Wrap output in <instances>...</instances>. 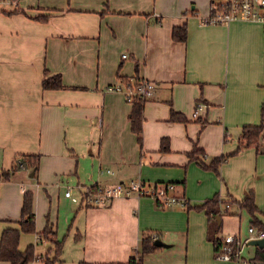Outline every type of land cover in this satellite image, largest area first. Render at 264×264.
I'll use <instances>...</instances> for the list:
<instances>
[{
  "label": "crops",
  "instance_id": "obj_1",
  "mask_svg": "<svg viewBox=\"0 0 264 264\" xmlns=\"http://www.w3.org/2000/svg\"><path fill=\"white\" fill-rule=\"evenodd\" d=\"M20 8L0 12V237L4 228L20 226L23 194L31 190L37 231L23 247L20 241L21 250L33 244L35 253L47 252L51 242L44 245L41 234L47 221L64 239L68 221L76 264L126 262L145 232H157L161 244L144 264H236L215 256L208 234L214 222L202 209L136 195L80 205L65 195L64 179H48L69 173L72 182L87 175L83 185L174 181L191 205L216 193L223 203L241 200L253 189L264 210V136L227 156L219 173L202 163L235 151L245 125L264 123V22H205L211 0H23ZM184 23L186 41L174 40L173 27ZM45 71L60 74L65 87L43 88ZM141 79L155 87L144 103L140 145L131 130L132 104L107 88ZM199 102L206 106L194 119ZM172 111L186 121L170 120ZM194 147L202 152L191 158ZM31 153L40 154L33 174L18 167L1 178L18 155ZM100 167L114 170L101 174ZM237 200L229 212L221 204L219 236L247 235L252 217ZM257 216L264 223V211ZM256 247L248 242L243 253L256 257Z\"/></svg>",
  "mask_w": 264,
  "mask_h": 264
},
{
  "label": "trees",
  "instance_id": "obj_2",
  "mask_svg": "<svg viewBox=\"0 0 264 264\" xmlns=\"http://www.w3.org/2000/svg\"><path fill=\"white\" fill-rule=\"evenodd\" d=\"M21 8L13 10H0L7 14H13L19 12ZM37 19H45L44 16H38ZM187 37V25L186 23L182 25L174 26L172 29V38L176 41L185 42ZM42 86L45 89H59L64 88L65 85L62 82V77L60 74L48 75L45 71V77L42 81ZM146 101V100H145ZM142 100H134L130 102L132 104V109L129 115L131 130L135 134L137 141L141 145L143 142V110L144 103ZM170 120L172 121H186L185 116L181 113L172 111ZM264 136V123L259 124H249L245 125L242 129L241 139L238 144V147L235 151L231 153H222L216 155L212 158L210 163H205L202 160V163L206 167L214 170L216 173H219V164L227 158L230 154L237 152L244 146L248 145H258L259 140ZM161 148L163 150L169 149V141L166 138L161 139ZM197 152H202L201 148L194 147L189 151L191 158L197 156ZM40 154L31 153L26 154L23 164L17 163L14 161L11 169L3 170L1 173L2 179H9L10 172L13 168L18 167H29L34 172L38 169L39 166ZM99 183H94L92 186H97ZM237 200L235 198L231 199L229 202ZM242 207H245L248 212L251 214V224L264 229V223L258 218L257 212L261 210L255 202V194L253 189H249L243 199L237 200ZM223 200L220 198L219 194L216 193L212 197L205 199L203 202L195 205L189 204L187 207H194L202 209L206 214L213 219L214 224H211L209 228V237L214 241L215 246L217 245L221 236L218 235L221 229V223H218L217 215H221V204ZM82 205V203L80 204ZM229 212V208L225 210ZM19 227H6L3 229L0 237V259L9 260L12 264H28L35 258V247L33 244H29L26 249L21 250L19 247L20 237L22 231L26 232H36V220H35V210H34V193L31 190H26L23 194V200L21 205L20 218L18 219ZM42 238L52 242V246L49 251H52V256L48 257L43 261L44 264H53L55 261L61 259V254L64 247V238H59L56 234L55 229L47 221L43 230L41 231ZM158 246L155 244V239L152 237L150 232H145L141 235L139 247L134 249V252L131 254L130 258L126 262H105V261H87L81 260L78 264H144V259L146 255ZM256 258L264 259V247H256Z\"/></svg>",
  "mask_w": 264,
  "mask_h": 264
},
{
  "label": "built area",
  "instance_id": "obj_3",
  "mask_svg": "<svg viewBox=\"0 0 264 264\" xmlns=\"http://www.w3.org/2000/svg\"><path fill=\"white\" fill-rule=\"evenodd\" d=\"M22 0H0V10H13L20 7ZM258 20L264 22V0H211V12L205 22L211 24H228L233 21ZM126 55H124L125 57ZM155 84L146 79L127 80L123 85H111L108 90L123 93L128 102L134 100L145 101L152 96ZM202 102L197 103L192 113L194 119L199 118L200 112L205 108ZM25 154H20L15 158V162L23 164ZM102 171V170H101ZM107 172H112L107 168ZM80 202L83 205H107L115 197L149 196L158 204L166 206L180 204L188 206L189 200L183 194L176 191L177 184L174 181L149 182L139 179H130L129 181H119L110 184L81 185ZM65 195L72 196V191L68 188ZM226 210L230 203H225ZM249 235L242 238L238 233H226L221 235L216 245V256L221 259L235 261L237 264H264V259L256 257H247L243 254V246L249 239L264 237V229L253 224L248 227ZM152 237H157L158 233H152Z\"/></svg>",
  "mask_w": 264,
  "mask_h": 264
},
{
  "label": "rangeland",
  "instance_id": "obj_4",
  "mask_svg": "<svg viewBox=\"0 0 264 264\" xmlns=\"http://www.w3.org/2000/svg\"><path fill=\"white\" fill-rule=\"evenodd\" d=\"M22 2H23V0H22ZM17 8H20V7H16V8H14V9H17ZM123 85V83H116L115 85ZM108 89V88H107ZM106 90V89H105ZM111 91V90H110ZM120 93V92H119ZM121 94H123V93H121ZM123 96L125 97V95L123 94ZM125 100H126V98H125ZM127 101V100H126ZM128 102V101H127ZM129 103V102H128ZM201 168H203L202 166H201ZM110 169L113 171L114 169L112 168V167H110ZM102 170V171H101ZM107 170V167H100V169H99V171H100V173L102 174L104 171H106ZM72 178H74V177H72V174H69V173H66L65 175H60V173L59 174H51L50 175V177H49V179H48V182L49 183H56V182H60V180H62V179H64V182L66 183V185H67V188L66 189H70L71 191H72V196L70 197L71 198V201H75V200H77V201H79V197H81V193H80V188H82L81 187V185H83V184H87L88 183V180H89V178H88V176L86 175H84V174H81V178H76V179H80L81 181H74V182H72L73 180H72ZM140 177H133V179H139ZM132 179V178H131ZM130 180V178H128V179H126V181H129ZM82 181H84V182H86V183H81ZM89 186V185H88ZM56 189V195L54 196V199H53V201H54V203H55V200H57V187L55 188ZM65 189V190H66ZM64 193H65V191H64ZM214 195V194H213ZM212 195V196H213ZM212 196H210V197H212ZM210 197H207V198H210ZM206 198V199H207ZM114 199V198H113ZM229 202V201H228ZM69 204H71V203H69ZM64 204H63V202L61 201V206H63ZM76 205H78V203H76ZM90 206H95V205H90ZM225 203H223V206H222V208L224 209L225 208ZM247 212V213H249L248 212V210L246 209V208H244L243 209V212ZM61 214H62V209H61ZM63 216V215H62ZM68 221H66V226L67 227H63V226H65V225H62L61 226V228H62V231H60V235L62 236V235H64L66 232H68L67 234H66V236H65V244H64V250H63V253H62V261H61V264H76L75 263V260L72 258V255H74L75 253H74V247H73V243H74V240H72V236L70 235V233H69V231H67V229H68V223H67ZM250 225V224H249ZM249 225L246 227L247 228V235H242L241 237L242 238H244V237H246V236H248L249 235V232H248V227H249ZM36 228H37V224H36ZM63 229H64V231H63ZM34 233L35 232H26V231H22V233H21V237H20V241H21V244H20V246H24L25 244H26V242L28 241V239H26L25 237H27V238H32L33 237V235H34ZM227 232H225L224 233V235L226 234ZM22 238V239H21ZM51 242V241H50ZM50 242L49 241H47V240H45L44 241V245H48V244H50ZM51 246H52V242H51ZM44 246L42 245L41 246V248H43ZM50 249V248H49ZM49 249H48V251L47 252H44V253H35V258L32 260V261H39V262H43L46 258H47V256H48V254H49V256L48 257H51L53 254H52V251H49ZM249 249H250V251L253 249V247L250 245V247H249ZM247 250V249H246ZM246 253H247V251H245V253H243L245 256H246ZM215 256H216V251H215ZM217 257V256H216ZM231 262H234V263H236L235 261H231ZM28 264H30V262H28ZM237 264V263H236Z\"/></svg>",
  "mask_w": 264,
  "mask_h": 264
},
{
  "label": "water",
  "instance_id": "obj_5",
  "mask_svg": "<svg viewBox=\"0 0 264 264\" xmlns=\"http://www.w3.org/2000/svg\"><path fill=\"white\" fill-rule=\"evenodd\" d=\"M33 173H34V170L31 171V174H33ZM217 217L220 220V218H221L220 215H217ZM248 242H249V244L264 247V237L251 238V239H249ZM155 244L159 245V244H161V241L155 240Z\"/></svg>",
  "mask_w": 264,
  "mask_h": 264
}]
</instances>
